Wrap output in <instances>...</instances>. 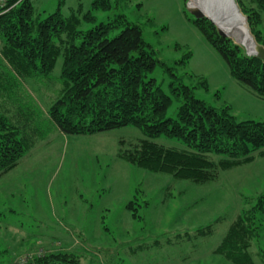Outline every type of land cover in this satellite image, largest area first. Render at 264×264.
<instances>
[{
  "label": "rangeland",
  "instance_id": "374dc122",
  "mask_svg": "<svg viewBox=\"0 0 264 264\" xmlns=\"http://www.w3.org/2000/svg\"><path fill=\"white\" fill-rule=\"evenodd\" d=\"M31 2L42 17L59 7L65 17H80L78 30L82 31L123 14L140 24L145 40L184 83L196 87L197 98L217 108L229 106L240 120L264 121V99L231 76L224 59L186 18L184 6L194 9L191 0H110L111 9L94 11L96 22L83 18L93 0ZM256 29L264 33V13ZM226 34L245 50L236 36ZM1 47L0 41V52ZM2 63L0 59V72L10 73ZM62 64L60 55L51 79L14 75L15 81H25L30 94L28 113L44 125L62 87L57 80ZM150 76L170 94L173 77L169 72L158 65ZM178 106L174 101L169 117L176 115ZM34 134V147L0 176V251L8 249L0 255V264L48 250L78 255L81 264H231L215 248L236 215L264 192L261 155L222 171L215 181L195 184L124 160L120 154L144 138L134 126L89 135L49 131L43 126ZM156 141L183 146L165 136ZM130 201L135 202L136 216L127 208ZM262 220L258 240L251 246L254 264H264ZM211 224L212 231L198 233V228Z\"/></svg>",
  "mask_w": 264,
  "mask_h": 264
},
{
  "label": "trees",
  "instance_id": "16d2710c",
  "mask_svg": "<svg viewBox=\"0 0 264 264\" xmlns=\"http://www.w3.org/2000/svg\"><path fill=\"white\" fill-rule=\"evenodd\" d=\"M236 1L248 17L256 41L264 45V33L256 29L263 22L264 0ZM111 7L110 0H93L83 18L96 22L94 11ZM184 14L224 59L231 76L264 99V61L220 34L209 18L197 19L185 6ZM80 22L76 15L63 16L60 7L42 17L31 0H5L0 7V59L11 70V74L0 72V176L15 168L34 147V132L39 133L43 126L49 131L87 135L137 127L144 138L120 154L124 160L195 184L215 181L222 171L264 156V121L240 120L229 106L217 108L197 98L196 87L185 84L161 58L145 40L140 24L123 14L87 31L78 30ZM60 55L63 64L57 80L62 87L44 125L28 113L30 94L25 81H15L14 75L51 79ZM158 65L173 77L170 94L150 76ZM174 101L179 106L176 115L169 117ZM22 119L26 120L22 123ZM161 136L183 146L157 142ZM256 199L236 215L215 248L231 264H254L251 246L258 240L264 217V192ZM134 205V201L127 204L132 216H136ZM212 227L197 230L206 234ZM7 252L3 249L0 255ZM35 260L36 264H81L78 255L60 250H48Z\"/></svg>",
  "mask_w": 264,
  "mask_h": 264
},
{
  "label": "bare ground",
  "instance_id": "6f19581e",
  "mask_svg": "<svg viewBox=\"0 0 264 264\" xmlns=\"http://www.w3.org/2000/svg\"><path fill=\"white\" fill-rule=\"evenodd\" d=\"M191 6L201 9L222 31L236 36L240 43L245 44L244 48L249 54L256 53L255 38L250 36L243 16L232 5L228 6L227 2L222 4L219 0H191Z\"/></svg>",
  "mask_w": 264,
  "mask_h": 264
},
{
  "label": "water",
  "instance_id": "95a60500",
  "mask_svg": "<svg viewBox=\"0 0 264 264\" xmlns=\"http://www.w3.org/2000/svg\"><path fill=\"white\" fill-rule=\"evenodd\" d=\"M219 2L220 3H223V4H225L226 2H227V5L229 6V5H232L242 16H243V18H244V20H245V22H246V25L248 26V29L250 30V26H249V23H248V17L246 16V15H244L243 13H242V11L240 10V8H239V6H238V4H237V2H236V0H219ZM187 11H188V13H190L191 15H193L195 18H204V17H206V18H209L214 24H215V22L210 18V17H208V16H206L204 13H203V11L201 10V9H199V8H196V9H193V10H191L190 8H189V6H188V8L186 9ZM216 25V24H215ZM217 26V25H216ZM217 28H218V31L220 32V34H222V35H224V36H227V37H230V36H228L226 33H224L218 26H217ZM251 32V31H250ZM254 37V36H253ZM255 38V37H254ZM255 41H256V39H255ZM236 42V41H235ZM237 43V42H236ZM256 43H257V51H256V53H254V54H249L248 52H246L248 55H252V56H256V57H258V58H260V59H262L263 61H264V45H262V44H260V43H258L257 41H256Z\"/></svg>",
  "mask_w": 264,
  "mask_h": 264
},
{
  "label": "built area",
  "instance_id": "2783aa9c",
  "mask_svg": "<svg viewBox=\"0 0 264 264\" xmlns=\"http://www.w3.org/2000/svg\"><path fill=\"white\" fill-rule=\"evenodd\" d=\"M5 0H0V7H4ZM33 254H24L13 260L10 264H36Z\"/></svg>",
  "mask_w": 264,
  "mask_h": 264
},
{
  "label": "crops",
  "instance_id": "0c3cea01",
  "mask_svg": "<svg viewBox=\"0 0 264 264\" xmlns=\"http://www.w3.org/2000/svg\"><path fill=\"white\" fill-rule=\"evenodd\" d=\"M248 90V89H247Z\"/></svg>",
  "mask_w": 264,
  "mask_h": 264
}]
</instances>
